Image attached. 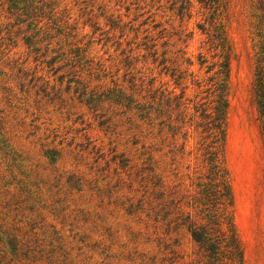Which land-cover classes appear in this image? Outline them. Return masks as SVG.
<instances>
[{
  "label": "rangeland",
  "instance_id": "obj_1",
  "mask_svg": "<svg viewBox=\"0 0 264 264\" xmlns=\"http://www.w3.org/2000/svg\"><path fill=\"white\" fill-rule=\"evenodd\" d=\"M199 1L0 0V264H198L180 223L199 220V119L174 131L173 99L218 61ZM215 1L234 222L264 264V0Z\"/></svg>",
  "mask_w": 264,
  "mask_h": 264
},
{
  "label": "trees",
  "instance_id": "obj_2",
  "mask_svg": "<svg viewBox=\"0 0 264 264\" xmlns=\"http://www.w3.org/2000/svg\"><path fill=\"white\" fill-rule=\"evenodd\" d=\"M209 11L208 23L210 33V49L217 51L214 57L218 61L206 66V73L212 72L203 81H194L201 90L193 99H185V88L180 96L174 97L179 126L192 127L194 119L196 129L200 132L199 151L202 157L204 173L195 178L196 193L187 205L196 212L199 220L187 213L181 217L180 225L184 226L196 247L198 264H244V250L240 241L233 215L234 197L224 160L226 145V122L228 108V80L231 57V44L224 25L220 19V6L215 0H200ZM187 9L182 7L180 10ZM38 33V32H37ZM206 60L200 56L199 66L202 68ZM191 65V64H190ZM177 72L173 70L175 75ZM182 79L176 77V81ZM257 102L264 117V81L262 74H257L255 81ZM201 93L205 96L196 100ZM167 98L166 104H171ZM171 106V105H170ZM193 109L190 115L189 110ZM142 118L148 117L150 106L139 105ZM187 133H184L186 136Z\"/></svg>",
  "mask_w": 264,
  "mask_h": 264
}]
</instances>
